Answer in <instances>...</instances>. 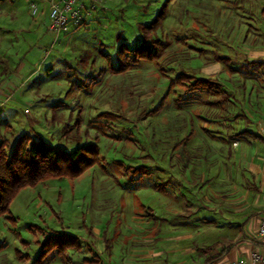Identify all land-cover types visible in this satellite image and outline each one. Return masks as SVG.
I'll list each match as a JSON object with an SVG mask.
<instances>
[{"label":"rangeland","instance_id":"374dc122","mask_svg":"<svg viewBox=\"0 0 264 264\" xmlns=\"http://www.w3.org/2000/svg\"><path fill=\"white\" fill-rule=\"evenodd\" d=\"M31 1L0 0V30L8 26L14 37L0 80L20 68L27 21L49 37L29 80L13 82L21 99L2 97L0 137L32 132L68 151L96 144L99 158L81 175L18 192L14 221L0 217V264H32L37 242L52 233L81 246L67 250L68 261L52 252L44 264H173L187 245L229 244L239 222L264 212V142L232 137L264 138V65L242 68L264 60V0L171 1L157 30L167 41L158 64L122 74L109 69L116 31L132 45L136 24L149 23L165 0H93L86 25L65 34H48L49 5L34 0L33 15ZM181 71L217 79L230 98L218 105L204 92L182 94L174 84ZM104 112L116 119L97 118ZM127 165L143 173L130 180Z\"/></svg>","mask_w":264,"mask_h":264},{"label":"trees","instance_id":"16d2710c","mask_svg":"<svg viewBox=\"0 0 264 264\" xmlns=\"http://www.w3.org/2000/svg\"><path fill=\"white\" fill-rule=\"evenodd\" d=\"M171 1L173 0H165L149 23L136 24V36L132 45H129V42L126 43L122 39L120 32L116 31L115 40L121 42L118 43L116 48L115 56L117 61L115 65H109L112 73H125L141 62L158 64V61L163 56L167 41L158 36L157 30L161 28V22L166 15L168 5ZM79 2L82 5L80 10L81 20L78 25L71 24L69 26L77 29L86 25L87 17L84 13V8H89L95 1L89 0L88 6L83 0H79ZM97 11L100 12L101 10L98 9ZM104 56L109 57L110 55L105 54ZM229 60L228 57L222 56L218 57L217 61L225 63L229 71ZM259 65H264V60L245 62L242 68L248 70L250 66L256 68ZM230 70L233 72L238 71V69L234 68ZM174 84L180 88L181 93L184 95L197 92L212 95L215 97L213 99L214 104L223 105L228 100V97L230 98V95L228 96L229 93L224 91L222 83L210 77H197L195 74L181 71L176 76ZM164 101L165 97L161 99L159 105L152 112H158L164 104ZM1 112L2 109H0ZM97 118L113 120L116 119V116L109 112H104L98 115ZM245 134L250 135L253 139H259L264 142V138L261 135L252 134L248 131H243L239 135L235 134L232 137ZM98 156L96 144L77 146L72 151H68L49 144L42 137L32 132L21 133L12 142L0 137V217L4 216L6 220L14 221L9 207L11 201L20 190L26 187H35L37 184L49 179L65 177L69 173L74 176L81 175L86 168L97 164ZM115 163L120 164L119 162ZM128 169H131V171ZM123 171L128 175L130 180H133L132 178L135 174L143 173V167L133 168L131 165H127ZM37 243L39 244L40 251L32 264H44V260L52 252H56L61 260L68 261L69 257H66L65 254L67 250H78L81 246L78 237L65 233L44 235L43 241ZM2 248L0 245V251ZM201 251L206 254L209 252V250ZM223 252L217 257L208 255L205 261L210 262L211 260H216ZM84 262H97V259H85Z\"/></svg>","mask_w":264,"mask_h":264},{"label":"crops","instance_id":"0c3cea01","mask_svg":"<svg viewBox=\"0 0 264 264\" xmlns=\"http://www.w3.org/2000/svg\"><path fill=\"white\" fill-rule=\"evenodd\" d=\"M46 3L49 5L48 2ZM2 19L3 17L0 19V23L2 22ZM21 25L23 26L24 24ZM39 26L41 25L27 21V30L25 29L26 33H23L26 43L24 42L20 47V62L17 63V67L20 66V68L12 69L13 72H10V75H7L3 81L0 80V109H2V111L3 107L1 105H5V103L2 102V97H9L7 99L8 102L11 97L13 100L17 99L19 101L21 99V94H19L20 92L18 89L21 87L20 85H17L18 87H16L13 82H22L28 79L31 75L33 66H37L35 61L38 60L39 62L40 57L43 54V48L40 46V43L45 37L49 40V37L47 35L43 37L42 27L39 28ZM46 29L48 31V17L46 20ZM15 30L19 31L20 29ZM0 33V63H3L5 62L6 54L9 53L8 48L10 47V41H12L11 39L14 37L12 30H9L8 26H4V28L0 30ZM47 33L51 34L49 31ZM30 53L33 54V57L30 56ZM32 58H34L33 61L31 60ZM5 70H7V68L3 71ZM12 92L15 93L9 96ZM12 103L13 102L10 101L8 104L12 105ZM263 215L264 212L261 211L259 213H253L239 222V236L235 239H230L229 244L221 245L218 241L219 243L215 242L205 246L198 245L197 247H193L187 245L178 253V262L173 264H212L213 262V264H231L239 259L249 260L254 252L264 256V246L260 244L257 237L259 220ZM201 250H209V252L206 254ZM222 251L224 252L216 260H211L210 262L205 261L208 255L217 257Z\"/></svg>","mask_w":264,"mask_h":264},{"label":"built area","instance_id":"2783aa9c","mask_svg":"<svg viewBox=\"0 0 264 264\" xmlns=\"http://www.w3.org/2000/svg\"><path fill=\"white\" fill-rule=\"evenodd\" d=\"M49 3L48 27L52 33L65 34L68 27L78 25L81 20V3L79 0H45ZM93 1V0H91ZM39 4L32 0L29 8L33 15L39 12ZM257 237L260 244L264 246V215L259 220ZM231 264H264V256L254 252L249 260H236Z\"/></svg>","mask_w":264,"mask_h":264}]
</instances>
